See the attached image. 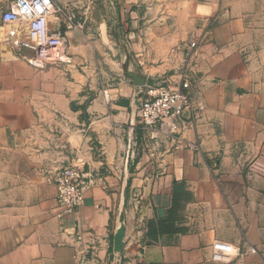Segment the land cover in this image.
I'll list each match as a JSON object with an SVG mask.
<instances>
[{
    "label": "crops",
    "instance_id": "obj_1",
    "mask_svg": "<svg viewBox=\"0 0 264 264\" xmlns=\"http://www.w3.org/2000/svg\"><path fill=\"white\" fill-rule=\"evenodd\" d=\"M14 1L0 0V264H264V0H54L83 27L48 17L66 56L42 69L20 44L30 19L3 18ZM186 68L192 107L141 125L145 87ZM71 164L89 187L64 216L49 179Z\"/></svg>",
    "mask_w": 264,
    "mask_h": 264
},
{
    "label": "built area",
    "instance_id": "obj_2",
    "mask_svg": "<svg viewBox=\"0 0 264 264\" xmlns=\"http://www.w3.org/2000/svg\"><path fill=\"white\" fill-rule=\"evenodd\" d=\"M51 14H55L58 20L64 18L68 28L83 27V22L78 19L76 13L66 11L54 0H15L3 16L7 22L30 19V39L22 40L20 44L29 46L33 51V55L26 57V60L35 68L42 69L65 61V35L60 31L49 32L46 29L47 19ZM190 46L195 48L197 42H191ZM191 107V82L186 68L183 71V80L178 87L164 83L150 84L145 87L138 104L139 122L146 128L157 127L164 130L168 118L179 115L185 108ZM49 180L56 187V199L62 208V214L64 216L77 214L85 202L89 187V181L80 168L76 164L62 166ZM212 247V256L215 261L226 262L233 253L231 246L220 240L214 241ZM85 261V257L79 258L80 264Z\"/></svg>",
    "mask_w": 264,
    "mask_h": 264
},
{
    "label": "water",
    "instance_id": "obj_3",
    "mask_svg": "<svg viewBox=\"0 0 264 264\" xmlns=\"http://www.w3.org/2000/svg\"><path fill=\"white\" fill-rule=\"evenodd\" d=\"M129 75L135 80L136 84L140 87L146 85L145 80H140L138 75L134 72H129ZM124 238H125V226L122 225L115 233L114 237V250L118 253L122 252L124 247Z\"/></svg>",
    "mask_w": 264,
    "mask_h": 264
}]
</instances>
